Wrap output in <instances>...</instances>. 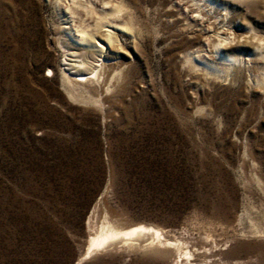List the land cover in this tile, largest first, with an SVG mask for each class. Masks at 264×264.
<instances>
[{"label":"rangeland","instance_id":"1","mask_svg":"<svg viewBox=\"0 0 264 264\" xmlns=\"http://www.w3.org/2000/svg\"><path fill=\"white\" fill-rule=\"evenodd\" d=\"M73 1L0 0V264H264V0H124L120 67L66 88L60 34L116 0ZM105 220L173 248L87 253Z\"/></svg>","mask_w":264,"mask_h":264},{"label":"bare ground","instance_id":"2","mask_svg":"<svg viewBox=\"0 0 264 264\" xmlns=\"http://www.w3.org/2000/svg\"><path fill=\"white\" fill-rule=\"evenodd\" d=\"M63 1V0H62ZM102 1V0H101ZM100 1V2H101ZM195 1V0H194ZM197 1V0H196ZM204 1V0H203ZM210 4L213 6L216 5H225V1L223 0H207ZM78 5H83L81 3V0H76L73 1ZM84 2V1H83ZM91 2V1H90ZM205 2V1H204ZM89 3V2H88ZM111 0H103V4H111ZM198 3V2H196ZM200 3V2H199ZM203 4V2H201ZM206 3V2H205ZM113 8L105 7L102 12H97L98 14V19H96V23L94 24H86L85 19L79 20L78 22L74 19L75 23L74 26L72 27H65V30L62 34H60L59 39H58V44L62 48L63 53H64V59L62 65H64L62 70V77L64 80V85L66 88H68L67 83L68 81L72 82L73 85L76 84H81L84 81H88L94 78H97L100 82L102 79L103 81H107V79L110 80V77L108 76L110 72L113 71V69L118 67L119 61H106V58L110 59H115L119 58L122 53L121 47L123 46V41L121 40V33L120 31H127L130 32L133 36H135L136 29L134 25L131 23H128L126 21L122 22V15L124 11V0H116ZM72 5V4H71ZM211 5V6H212ZM103 6V5H102ZM197 7V6H196ZM207 7V6H206ZM210 7V6H209ZM224 7V6H223ZM69 8V7H68ZM96 8V7H94ZM100 9V8H98ZM196 9V8H195ZM202 9V8H201ZM217 9V8H216ZM226 9V8H224ZM69 10V9H68ZM67 10V11H68ZM83 10V9H82ZM88 12L89 14L93 12V9H90L88 7H85L84 11ZM194 10V9H193ZM230 10V9H229ZM199 11L200 10H196ZM206 11V9H205ZM203 11V12H205ZM209 11V10H208ZM207 11V12H208ZM213 11V9H212ZM227 11V10H226ZM71 12L72 15L77 14V5L76 8L71 7ZM215 12V11H214ZM83 13V12H82ZM198 13V12H197ZM201 13V12H200ZM225 13V12H224ZM229 13V12H228ZM71 14V13H70ZM85 14V13H84ZM206 14V13H205ZM216 14V13H215ZM218 14V13H217ZM208 15L212 14L209 13ZM69 16V15H68ZM216 16V15H215ZM214 16V17H215ZM222 16V15H221ZM71 17V15H70ZM74 17V16H73ZM84 17V16H83ZM92 17V16H91ZM195 17V16H194ZM223 17H226L223 15ZM72 18V17H71ZM79 18V16H78ZM210 18V17H209ZM220 18V16H219ZM217 18V19H219ZM92 19V18H90ZM195 19V18H194ZM211 19V18H210ZM78 20V19H77ZM88 20V19H87ZM220 21V20H219ZM69 24V23H68ZM70 25V24H69ZM106 26V29L102 30ZM213 26V25H212ZM212 28V27H211ZM218 31V30H216ZM126 32V33H127ZM124 32H122L123 34ZM217 33V32H215ZM230 33V32H229ZM235 33V32H234ZM138 34V33H136ZM218 34V33H217ZM222 34V33H220ZM232 34V32H231ZM237 35V34H236ZM227 36V35H226ZM247 36V35H246ZM256 36V35H255ZM217 37V36H216ZM224 37V36H223ZM127 38V37H125ZM123 38V39H125ZM135 38V37H134ZM133 38V39H134ZM219 39V38H218ZM228 37H224L223 40H227ZM238 39V38H237ZM253 39V38H252ZM260 39V38H259ZM136 40V39H135ZM247 40V39H246ZM126 41V40H125ZM219 41V40H217ZM259 41V40H258ZM260 41L264 45V39H260ZM234 42V41H233ZM238 42V41H237ZM241 42V41H240ZM247 42V41H246ZM257 42V41H256ZM129 43V42H128ZM216 43V42H214ZM217 44V43H216ZM259 44V43H258ZM261 44V43H260ZM125 45V44H124ZM233 45V44H232ZM250 45V44H249ZM126 46H129L126 44ZM135 46V44H134ZM215 46V45H214ZM229 47V46H228ZM226 47V48H228ZM258 48L257 46H255ZM131 48V47H130ZM216 54L220 56L221 59L225 61H237L241 60L242 58L236 57V56H231L228 55L227 53H224V45L221 40L219 43L216 45ZM124 51V50H123ZM259 51V50H258ZM256 52V51H255ZM262 52V51H261ZM258 53V52H257ZM131 54V53H130ZM233 54V53H232ZM13 57V56H12ZM199 57V56H198ZM201 57V56H200ZM199 57V58H200ZM203 59V58H202ZM246 59V58H245ZM252 59V58H250ZM124 61V60H123ZM201 64H204L206 66V69L208 71H223L224 68L221 67L223 65H218L214 61H209L207 59L201 60ZM59 65V64H58ZM61 67V66H59ZM120 67V66H119ZM225 67V66H224ZM115 68V69H116ZM50 69V68H49ZM57 71V70H56ZM56 71H54L53 68H51V75H56ZM115 71V70H114ZM110 72V73H109ZM106 74H108V77H105ZM117 76V75H116ZM113 77V76H112ZM113 79V78H112ZM264 80V79H263ZM262 81V80H260ZM96 82V80H95ZM88 83V82H87ZM91 83V82H90ZM102 84V82H100ZM105 83V82H104ZM112 83V82H111ZM89 84V83H88ZM87 85V84H86ZM104 85V84H103ZM102 85V86H103ZM110 86V85H109ZM97 87V86H96ZM95 89V88H94ZM100 89V88H96ZM109 89V88H108ZM108 220V219H107ZM106 221V220H105ZM103 221L104 223L101 225L100 228H98L95 232H92L90 234V237H88V250L86 251L87 253L90 254V251L95 250L96 248L103 246V245H114L116 243L122 242V243H128L129 241L132 242V236L137 235V240L140 239L138 236L142 234L150 235L153 238V241L151 245H157L158 247L160 244H165L166 246L171 245L173 241L169 240L168 238L165 237L163 232V229L152 225L151 224H145V223H134L132 226L125 228V229H120L116 227L113 224H110L108 221ZM111 222V221H110ZM91 225V224H90ZM97 225V224H96ZM100 225V224H99ZM128 226V225H127ZM99 227V226H98ZM95 229V228H94ZM93 229V230H94ZM166 231V230H165ZM91 231H89L90 233ZM168 233V232H166ZM169 235V234H168ZM146 237V236H145ZM168 237V236H167ZM175 239V237H173ZM172 239V238H171ZM177 239V238H176ZM146 240V239H145ZM155 240H158L156 243ZM173 240V239H172ZM151 241V240H150ZM136 242V241H135ZM148 242V240H147ZM139 243H141L139 241ZM220 243V242H219ZM218 243V244H219ZM225 243V242H224ZM131 244V243H129ZM138 244V243H137ZM142 244V243H141ZM144 244V243H143ZM222 244V243H221ZM226 244V243H225ZM128 245V244H127ZM133 245V244H132ZM149 245V244H147ZM194 245V244H193ZM140 247V245H138ZM138 246H136L138 248ZM150 246V245H149ZM154 246V247H155ZM161 246V245H160ZM164 246V245H162ZM173 248V245H171ZM190 246V245H189ZM204 246V244H203ZM215 246V244H214ZM222 246V245H221ZM116 247V246H115ZM126 247V246H124ZM145 247L147 248L146 244ZM175 247L177 248H182V245L180 244H175ZM184 247V246H183ZM193 247V246H192ZM211 247H213L211 245ZM118 248V246H117ZM134 248V247H132ZM143 247H141L142 249ZM151 248V247H150ZM166 249V247H164ZM195 248V247H194ZM119 249V248H118ZM117 249V250H118ZM124 249V248H123ZM145 249V248H144ZM186 252L189 254H193V252L190 250ZM198 249V248H197ZM121 250V249H120ZM137 250V249H136ZM155 250V249H154ZM127 251V250H126ZM164 251V250H163ZM172 251V250H171ZM178 251V250H177ZM195 251V250H194ZM206 251V250H205ZM132 252V251H131ZM162 252V251H161ZM160 252V253H161ZM183 252V251H182ZM199 252V251H198ZM97 253V252H96ZM123 253V252H122ZM165 253V252H164ZM168 253V251H167ZM92 254V253H91ZM180 254V253H179ZM204 255V251L202 253ZM85 255V254H84ZM201 255V254H200ZM202 255V256H203ZM206 255V254H205ZM88 256V255H86ZM90 256V255H89ZM88 256V257H89ZM182 256V255H181ZM196 256V255H195ZM190 257V256H188ZM187 257V259H188ZM83 258V257H81ZM80 258V259H81ZM182 258V257H181ZM204 258V257H203ZM192 259V258H191ZM200 259V258H199ZM198 259V260H199ZM207 260V259H206ZM197 261V260H196ZM189 262V261H188ZM188 262L186 264H188ZM203 262V261H202ZM183 263V261H182Z\"/></svg>","mask_w":264,"mask_h":264}]
</instances>
